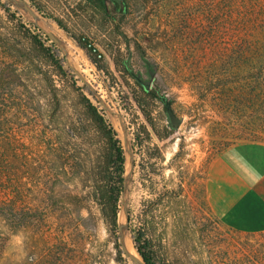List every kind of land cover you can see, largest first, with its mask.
Listing matches in <instances>:
<instances>
[{
	"label": "rangeland",
	"instance_id": "1",
	"mask_svg": "<svg viewBox=\"0 0 264 264\" xmlns=\"http://www.w3.org/2000/svg\"><path fill=\"white\" fill-rule=\"evenodd\" d=\"M25 1L37 19L0 4V264H135L119 254L122 240L94 196L103 143L85 85L126 152L120 224L143 231L164 264H264V230L229 227L205 193L226 148L264 140V45L253 53L249 44L264 23L248 4L129 0L125 17L112 20L84 0ZM34 25L56 36L72 72L34 43ZM71 35L92 41L100 70ZM125 61L170 101L177 128Z\"/></svg>",
	"mask_w": 264,
	"mask_h": 264
},
{
	"label": "trees",
	"instance_id": "2",
	"mask_svg": "<svg viewBox=\"0 0 264 264\" xmlns=\"http://www.w3.org/2000/svg\"><path fill=\"white\" fill-rule=\"evenodd\" d=\"M87 7L92 8L95 12H98L105 17L116 20L118 17L121 19L125 17L130 7L129 0H84ZM230 1V0H229ZM234 1V0H231ZM237 3H245L249 6V12L251 15H255L257 19L262 20L264 23V0H235ZM1 6L9 14L19 13V9L12 0H0ZM254 20V19H253ZM59 25L67 30V27L61 22L57 21ZM262 34L258 35L259 31H252L249 39L252 52H255L260 46L264 45V24H262ZM37 33L32 36L33 41L36 45L40 46L45 51L46 55L49 56L58 66L59 70L64 72H72V70L64 71V61L61 58V52L56 48L55 42L49 38L43 31L39 32V27L35 26ZM256 28V27H255ZM254 32V33H253ZM77 44L86 50L89 59L99 68L102 66L99 63L98 49L94 46L92 41L86 36H75L71 35ZM259 37V38H257ZM261 37V38H260ZM52 40V41H51ZM50 45L48 46V43ZM264 47V46H263ZM251 54L250 57H252ZM124 68L129 74L136 79L139 86L143 91L145 97L158 99L165 104L168 119L170 125L175 128L176 122L179 121L174 116L173 111L170 109V101L165 95L160 94L158 89H152L149 83H144L138 79L135 74L131 71L130 65L127 61L124 62ZM83 90L89 95L90 98H84V108L88 114L92 124L95 126L97 133L102 139L103 146L100 150V156L98 157L97 166L95 170V176L93 179L94 183V196L100 205L102 214L105 220L110 226V231L113 232L117 240H119V214L121 200L124 192V184L126 177V152L119 138V135L114 128L111 121L108 119L106 112L101 108L99 101L96 96V92L92 90L89 85H85ZM96 103H95V102ZM145 100L140 101L142 107ZM143 112L148 116L145 109ZM129 222L131 221L130 213L128 215ZM129 234L133 240L135 249L142 256L146 264H164L157 259L154 252L152 242L146 237L145 233L137 228L128 226ZM118 252L121 256L125 255L121 243H116Z\"/></svg>",
	"mask_w": 264,
	"mask_h": 264
},
{
	"label": "crops",
	"instance_id": "3",
	"mask_svg": "<svg viewBox=\"0 0 264 264\" xmlns=\"http://www.w3.org/2000/svg\"><path fill=\"white\" fill-rule=\"evenodd\" d=\"M209 207L229 227L264 230V140L241 141L211 164L205 186Z\"/></svg>",
	"mask_w": 264,
	"mask_h": 264
},
{
	"label": "water",
	"instance_id": "4",
	"mask_svg": "<svg viewBox=\"0 0 264 264\" xmlns=\"http://www.w3.org/2000/svg\"><path fill=\"white\" fill-rule=\"evenodd\" d=\"M17 6L22 7L23 9H25L26 11H28L35 19L38 18V16L36 15V13L34 12V10L28 5V3L25 0H12ZM45 34L47 36H49L50 39H52L55 43H58V39L56 38V36L51 33V32H47L45 31ZM81 80L83 82H85L87 84L86 79L84 78V76H82L81 74H79ZM178 126V123L176 122V128ZM128 183H129V176L125 177V184H124V191H126L127 187H128ZM124 205H126V203L124 202ZM125 213H128L127 208H125ZM128 228V222L126 223H121L119 226V233H120V239L122 240V247L123 250L125 252L126 255H128L131 260L135 263V264H146V262L144 261V259L142 258V256L139 254V252L137 251L139 257H135L132 254H130L124 244V230Z\"/></svg>",
	"mask_w": 264,
	"mask_h": 264
},
{
	"label": "bare ground",
	"instance_id": "5",
	"mask_svg": "<svg viewBox=\"0 0 264 264\" xmlns=\"http://www.w3.org/2000/svg\"><path fill=\"white\" fill-rule=\"evenodd\" d=\"M123 235H124V239H123L124 240V244H125L128 252L130 254H132L133 256H135V257H139L138 254H137V251H136V249H135V247H134V245L132 243L131 238L128 236V234L126 232H124Z\"/></svg>",
	"mask_w": 264,
	"mask_h": 264
}]
</instances>
